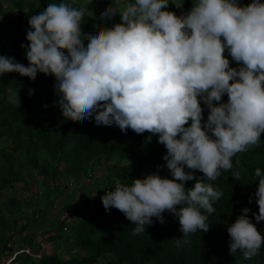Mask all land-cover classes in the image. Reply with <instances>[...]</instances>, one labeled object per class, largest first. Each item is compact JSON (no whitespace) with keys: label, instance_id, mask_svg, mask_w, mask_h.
Wrapping results in <instances>:
<instances>
[{"label":"clouds","instance_id":"1","mask_svg":"<svg viewBox=\"0 0 264 264\" xmlns=\"http://www.w3.org/2000/svg\"><path fill=\"white\" fill-rule=\"evenodd\" d=\"M168 5L169 0H134L122 9L108 6L101 17L111 20L119 13L120 22L86 34L85 8L50 3L28 20L29 43L21 45L28 66L0 56V76L16 72L33 81L37 73L54 76L64 118L94 117L97 126L158 136L172 178L153 173L130 185L117 181L101 197L106 211L116 208L136 225L133 235L144 232L153 217L163 222L165 211L178 218L183 236L198 229L206 233L204 213L215 211L212 201L222 193L195 171L215 181L233 167V156L259 146L264 133V2L196 0L179 16ZM226 49L239 67H230ZM201 101L209 110L206 121ZM9 102L21 103L15 94ZM255 176L259 212L253 215L259 223L264 171L256 168ZM192 180L194 187L186 189ZM249 211L244 208L227 229L230 254L239 251L245 259L257 256L264 244Z\"/></svg>","mask_w":264,"mask_h":264},{"label":"trees","instance_id":"2","mask_svg":"<svg viewBox=\"0 0 264 264\" xmlns=\"http://www.w3.org/2000/svg\"><path fill=\"white\" fill-rule=\"evenodd\" d=\"M61 2L80 8L81 0H0V56L12 57L28 66L26 48L21 45L29 43L26 34L30 16L42 12L50 3ZM251 2L238 0L241 6ZM194 3L196 0H169L167 10L179 16L189 11ZM97 4L96 14L92 13L97 27L84 22L82 31L86 34L99 30L98 19L102 18L101 13L106 7L117 5L116 0H97ZM119 22L120 14L117 13L109 20V25L112 27ZM224 55L229 59L230 67H239L227 49ZM55 84L54 76L43 73H37L34 81L16 72L0 76V143L4 148L1 149L4 162L0 165V195L8 189L13 191L9 193L7 203L11 214H15L8 217L0 207V264H102L107 253L111 256L105 264H264V244L259 254L251 259H245L239 251L230 254L227 231L243 214L242 210L248 208L250 221L264 236V221L257 223L253 215L259 212L255 169L264 171V133L259 146L233 156V167L215 181H209L202 177L203 173L195 171L197 178L222 193L218 200L212 201L215 211L204 213L210 227L206 233L198 229L194 234L183 236L178 218L165 211L163 222L153 217L152 224L146 225L144 232L133 235L136 225L116 208L106 211L101 197L105 191L113 190L117 181L130 185L132 180L153 173L171 179L163 159L166 147L158 142V136L148 132L137 134L130 128L122 132L115 124L97 126L94 117L83 122L64 118L58 106L59 96L54 91ZM29 90H33L31 95ZM13 94L21 103L9 102ZM227 99L225 94L222 102ZM201 106L206 121L209 110L203 101ZM100 166H104L106 172L92 182ZM237 173L239 179L235 178ZM35 176L41 178L38 183L44 188L43 202L48 203L53 199L52 193L61 191V185L69 179L74 188H87L88 182L93 185L88 188V195L75 190L70 193V207H60L61 213L46 221L43 231H50V227L54 230L46 237L54 244L48 253L32 247L39 233L33 232L31 222L45 218L46 210L33 203L31 210L27 205L23 208V201L14 192L16 183L25 187ZM85 178L88 179L86 184L82 183ZM46 179L54 183L52 187L45 186ZM195 183L196 180L187 181L185 188L191 189ZM96 186L97 190L93 192ZM38 192L36 194L42 197L41 189ZM94 194L96 196L92 197ZM62 213L67 216L60 218ZM24 230H29L28 246H20L21 243L15 240V234ZM26 239L21 238L22 242ZM60 245H67V256L57 251Z\"/></svg>","mask_w":264,"mask_h":264},{"label":"rangeland","instance_id":"3","mask_svg":"<svg viewBox=\"0 0 264 264\" xmlns=\"http://www.w3.org/2000/svg\"><path fill=\"white\" fill-rule=\"evenodd\" d=\"M119 1H120L121 4H117L116 7H120V9L124 8L128 4V2H125V0H119ZM131 2H134V0L131 1ZM96 6L99 7V5L97 4V0H81V3H80V7H83V8L86 9L84 22L88 21L95 28L97 27L98 23L93 20L92 13L96 14V12H95ZM98 20L101 23V27H110L109 20H104L102 18H99ZM83 23H82V25H83ZM82 32L83 33H87V32H84V31H82ZM4 145H5V143H4ZM1 149H4V148H3V146L1 147V143H0V165L4 162V157L2 156L3 154L1 153ZM112 162H109V164H111ZM101 163H103V161L100 162L99 164H101ZM61 167H63V166H61ZM105 172H106V169H105L104 166L98 167L96 169L95 173H94L95 177L93 178L92 182L95 180V178H99V176H101ZM101 179H98V181H100ZM38 181L41 182V178L39 176H35V178L31 179L29 184L27 186H25V187H23V186L21 187V183H16L14 192L18 196V199H20V201H23V203H22L23 208H27V206H28V209L31 210V206H33L32 205V203H33V204L37 205V207H41L42 206L43 209L46 210V216H45V218L42 219V223H38V225H39L38 229L36 227V222H31V223H32V227H36L34 232L39 233V235L37 236V238L35 240L36 246L39 245V247H40L41 244H42V246L44 247V251L46 253H48V252L52 251V248H53L54 244L52 242H50V241H47L46 237L48 236V234L52 235L54 230L52 229V227H50L51 228L50 231H48V232L45 231V230L43 231V228L46 225V221L55 218L57 214L61 213L60 207H62L64 205L70 207V203H71V197L69 196L70 193H72L75 190V191H78L79 193H83V195L84 194L88 195V193H89V189L88 188L89 187H90V189L93 188V185H92L91 182H88L87 188L84 187V186L83 187L82 186H79V187L77 186L76 188H74L73 181L71 179H69L65 184L61 185V188H60L61 191H54L52 193V198L53 199L50 200V202L48 203L47 201L43 202V200L45 199V197H43L44 193H42V192H44V188H40V184L38 183ZM82 183L86 184L87 180H85V179L82 180ZM44 184H45L46 187H52L54 183L52 181H50V179L49 180L46 179L44 181ZM40 189H41V192H40ZM96 190H97V186L94 188L93 192L96 191ZM37 191H39L41 193L42 197H39L38 194H36ZM109 191H110V189H109ZM10 192H13V191H10V189H8L6 191H3L2 194L0 195V207L4 210V213L8 217H10L11 215L15 216L14 213L11 214L9 205L7 203V200L9 198V193ZM95 196L96 195L94 194L92 197H95ZM51 201H52V203H51ZM24 202H26V203H24ZM45 204H47L46 207H44ZM41 208H39V209H41ZM26 212H28V210ZM66 214L67 213H62L60 218L67 216ZM70 219H73L72 216L70 217ZM28 232H29V230H24L21 233H19V232L16 233L15 234V240H17L18 243L22 244L23 242H22L21 238L26 237L27 238L26 242L24 240V244L23 245L28 246L27 245V244H29L28 237H27ZM55 245H56V243H55ZM29 246L31 247V245H29ZM56 247H57V245H56ZM60 248H57V251L58 252H62V253H64L65 256H67L66 251H65L68 248L67 245H63V246L60 245ZM76 254H78V252ZM110 256H111V254H109V253L104 254V259H103V263L102 264H105L106 263V259H108ZM5 258L6 257H4V259Z\"/></svg>","mask_w":264,"mask_h":264},{"label":"crops","instance_id":"4","mask_svg":"<svg viewBox=\"0 0 264 264\" xmlns=\"http://www.w3.org/2000/svg\"><path fill=\"white\" fill-rule=\"evenodd\" d=\"M85 180H87V182H88V179L85 178ZM42 219H43V218H40V219H38V220L36 221V227H37L38 223H41V222H42ZM32 229L34 230V227H32ZM37 229H38V227H37ZM39 229H40V228H39ZM33 232H34V231H33ZM33 235H35V234H33ZM29 241H30V240H29V238H28V242H29ZM23 244H24V242H23L22 244H19V245L21 246V245H23ZM33 244H34V246H32V247H34V249H40V250H43V251H44V249L40 248L39 245L36 246V242L33 243Z\"/></svg>","mask_w":264,"mask_h":264}]
</instances>
